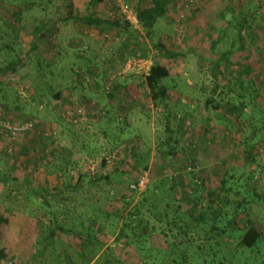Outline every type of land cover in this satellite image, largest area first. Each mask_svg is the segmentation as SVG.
<instances>
[{"label":"rangeland","instance_id":"374dc122","mask_svg":"<svg viewBox=\"0 0 264 264\" xmlns=\"http://www.w3.org/2000/svg\"><path fill=\"white\" fill-rule=\"evenodd\" d=\"M91 1L0 0V24L5 20L18 32L14 40V33L8 30L7 38L17 44L18 58L28 54L35 28L42 27L40 22H56L54 45L62 47L74 32L86 43L84 46H89L85 38L90 40L94 33L106 47L110 61L104 71L94 74L83 60L86 55L93 64L96 55L82 53L80 45L77 58L74 52L66 51L55 59L49 44L44 43L38 60L34 57L36 60L0 81V120L5 118L11 124L30 119L39 122L38 127L24 134L10 135L0 128V175L9 176L7 183H0V215L7 220L0 229V245L13 254L16 264H171L174 257L180 262L179 254L173 257L170 252V244L177 239L167 226L176 220L182 226L196 223L199 229L197 233L187 231L192 247H182L187 249L185 264H218L224 254L230 264H264V240L253 252L241 255L232 251L241 232L249 228L247 218L264 234V132L256 144L255 159L252 163L246 161L241 145L249 140L248 126L230 110V106L239 104L240 94L249 100L258 93L252 109H244V113L248 116L255 111L264 118V0H176L168 14L157 21L150 38L139 26L133 29L122 22L119 27L92 29L95 32L76 23L78 27L73 28V20L65 22L69 26L60 27L62 14L71 11L72 17L80 18L92 6H96L93 14L104 19L117 17L112 0L92 6ZM134 1L127 0L131 8ZM16 6L20 13H16ZM240 24L244 27L239 38ZM72 28L76 31L67 30ZM5 35L1 30V41ZM159 41L179 55L171 60L157 58L170 70L166 84L173 117L169 124L171 143L176 142L174 155L165 160L160 158L157 144L167 136V114L152 106L144 85L145 74L156 60L153 46ZM222 53H228L238 69L223 66L216 80L212 62ZM3 57L7 59V53ZM81 59L84 72L80 77L66 73L69 63ZM246 69L248 75L243 73ZM110 79L117 81L112 96L102 90ZM233 80H243L245 88H223ZM39 82L44 87L38 88ZM48 86L62 93V101L52 99ZM91 103L104 115L93 116L89 110L86 122L78 126L70 125L63 116L64 110L73 105L87 107ZM122 113L128 114V121L119 118ZM52 128L56 135L43 137V130ZM51 151L53 156L49 158ZM139 156L142 165L138 166L134 160ZM103 158H112L111 166H102ZM189 166L191 170L187 171ZM143 173L148 175L146 189L156 187L154 195L143 204V212L150 226L156 224L157 229L146 241L143 238L137 242L142 247L138 251L136 244L117 239V232L121 221L141 200L131 186ZM78 176L82 180L77 190H68L60 202L48 198L46 206L32 194L35 183L42 188L60 183L74 188ZM100 176H109V182L98 179L96 185L91 184ZM224 179L227 185L220 198L224 203L215 202L213 206L222 209L216 221L229 230L224 239L227 247L221 248L214 259L207 253L203 259L196 246L204 243L203 231L213 221L207 217L200 223L193 218L207 212L208 195L217 192ZM191 198L200 205L192 215L186 202ZM147 209L162 216V223ZM232 220L239 223L240 231L232 229ZM102 223L107 230L98 231ZM55 227L69 234L56 229L52 242L43 241L48 230ZM163 228L165 236L159 233ZM84 238L90 243L82 247L81 255L80 242ZM44 244L47 247L40 254ZM94 251L98 255L95 261Z\"/></svg>","mask_w":264,"mask_h":264},{"label":"trees","instance_id":"16d2710c","mask_svg":"<svg viewBox=\"0 0 264 264\" xmlns=\"http://www.w3.org/2000/svg\"><path fill=\"white\" fill-rule=\"evenodd\" d=\"M101 1L102 0H92L90 3H92L91 4L92 6L93 4L96 5L97 3H101ZM23 2H27V0H23ZM175 2L176 0H136L134 1L135 5H133L134 6L133 8L136 14L138 25H139V28H141L142 31L145 32L146 37L150 38V33L152 29L154 28V26L156 25L157 21L165 17L168 14V12L174 7ZM95 7L96 6H92L91 8H89V10H87L85 15L80 18L72 17L70 14L71 11H69L68 13L66 12L67 16L66 14H62L64 16L59 20L63 22L73 20V22L81 26V28H86V29L93 28L96 30H101L102 28H106V27H119L120 26L119 22L121 21L117 17L110 18L111 19L110 21L109 19L102 18L100 15L93 14L94 13L93 10ZM15 8H17L16 13H20L19 6H16ZM187 11L188 10H182L183 13H186ZM40 23H43L41 24L42 27L35 28V34L33 36L35 37V40L37 39V41H39V43L41 44L43 43L42 40L47 39L46 27H50V29H52L53 36L52 34L51 36L53 38L57 34V33L55 34L54 32H56V25L58 24L56 22H51V23L40 22ZM125 25L130 27L127 23H125ZM243 27L244 25H241V24L239 25V30H238L239 38H240L241 29ZM1 30L6 32V35H5L4 41H1L0 39V81H2V78L4 79L5 77H7V74L16 73L18 68L26 66L30 62H33V60H36V59L38 60L37 55L40 56L38 52L39 48H38L37 42L33 40L31 47L27 51L28 54L24 58H18V54L15 51V47L17 46V44H14L15 42L12 40L8 41L9 39H7L9 37L8 30L14 33L15 35L14 40L17 39V36H16L18 33L17 30L10 25H6L5 20H3L2 23L0 24V31ZM81 45L84 46V43L80 44V50L83 47V46L81 47ZM85 46H87V50L85 51V53H88L89 46L88 45H85ZM153 47L155 50L156 60L152 63L147 75L145 76L144 85L148 91V98L152 106L155 109H161L164 113L167 114L166 124H165L166 126L165 133H167V136L163 142H158L157 144V149H158L157 152H159L160 158L165 160L174 155L176 151V148H175L176 142L174 144L171 143L172 132H171L170 124H169L170 117H173V114L169 111L170 109L169 100H168L169 99V87L166 84V81L170 78V70L166 65L161 64L159 60H157V58L162 59V60H171V59H175L176 57H179V55L175 51H173V49H171L170 46H165L160 41L157 42V44H155ZM5 53H7V59L6 57H3V54ZM11 54H13L14 57L8 58ZM227 56H228V53H222L218 55V58H216L212 62V66H213L212 74L216 80H218V76L221 77V73H222L221 68L223 66L229 67L235 71L238 69L237 65L231 63ZM34 57H36V59H34ZM85 57L87 59L86 55ZM143 58L147 59V56ZM82 70L83 69L80 68L74 72L75 73L74 75L72 73V75L75 77L77 76L80 77L81 76L80 72H82ZM66 73L70 74V69ZM243 73L245 75H248L249 71L246 69ZM239 75H240V72H239ZM242 75H240V77H242ZM32 82L35 83V78L32 80ZM116 82L117 81L115 80L112 83L107 81V83H105V85L103 86V89H102L103 92L105 90V87L109 85L110 91L106 95L112 96L111 89L112 88L115 89L114 85ZM244 83L245 82L243 80H239V81L233 80L231 84L230 83L224 84L225 86L223 88H227L228 91H233L232 90L233 87H235L236 89L238 87H240L241 89L242 88L244 89L245 88ZM41 86L44 87L43 82L38 83V88H40ZM47 91L51 93L52 99L55 102L58 103L59 101H62L61 92H54L51 86H48ZM124 94H126V90ZM255 97H258V93H256L254 97H250L249 100H247L244 95L240 94L239 104L230 106V110L233 113L238 114V117L244 119V121L246 122L248 126L247 137H249V140L243 141L241 148L243 149L242 151L246 156V161H249L250 163H252V161L255 159L254 153L256 152V144L261 139L262 132H264V118L261 115L257 114L255 111H253V113L248 116H246L244 113V109H250V110L252 109L251 105H252L253 100H255ZM210 101L211 100L206 102V106L210 104ZM216 107H219V106H214V108ZM63 116H64V112H63ZM119 118L128 121L129 116L128 114L122 113ZM51 130L54 131L53 128ZM44 131L45 130H43V132ZM52 156H53V151H51L50 155H48L47 157L51 158ZM139 159H140V156L136 157V160H134L138 166L142 165ZM107 162H108V159L103 158L101 161V165L111 166ZM143 170H146L145 165L143 166ZM78 177L79 178L77 180V184L74 186L75 189L69 188L65 186V184L63 183H60L58 185H55L49 188H42L41 186L37 187L38 185L35 183L36 180H34L35 188L32 190V194L36 197V199L39 202H41L42 204L46 206L49 205L47 202L48 198H51L54 201L60 202L61 200L65 199L63 195L67 193L68 190L70 191L77 190L76 187L78 188L82 180V178H80L81 176H78ZM98 179H106V181L109 182V176H104V177L100 176L94 179L93 182H91V184L96 185V183L94 182H98ZM8 180H9V176L0 175V183L5 184L8 182ZM226 185H227V180L225 179L222 180V182L220 183V186L217 189V192H213L208 195V202L210 206H208L207 212L205 210L201 212L200 214H198L197 217L193 218V221L200 222V223H203L204 221H206L207 217L212 218V221H213V224L210 226V228L208 230L203 231L204 243L196 246V249L200 252L201 258L203 259H205L202 256L204 253H207V255H211L212 259H214V257L217 256V252H219L221 248L227 247L226 244L224 243V239L229 236V230H227V228L224 229V226H222L220 222L216 221V220H219V218L222 216V209L219 208L218 206H215V207L213 206L215 202H217L218 204L224 203V200H221L220 198L226 189L225 188ZM133 192H136V191H133ZM154 192H156V187H154V189L147 188L145 189V191L138 194L141 196L140 198L141 200L133 207L131 212H128L125 218L121 221V226L117 232V239H121L125 241L126 244L128 243V244H131L132 246L136 244L134 247L138 249V251L142 250V247L138 246L137 242H139L143 238H145L144 241H146L148 237H151L152 235H154V232L157 229L156 224L150 226L147 220L148 218L143 212V204L147 202L148 198L151 195L152 196L154 195ZM182 192H183V198L186 197L185 191L183 190ZM186 202L190 205L189 211L191 215L194 212V209L197 210L198 207L200 206L198 205L196 201L193 200V198L187 199ZM263 205H264V199H263ZM146 211H148L149 214H151L159 224L162 223V219H163L161 218L162 216L158 215L155 211H152L150 209H147ZM235 212H237V209H235ZM232 221L234 222L232 229L234 231H240V228L238 227L239 223L238 222L236 223V220H232ZM6 222L7 220L2 215H0V229L3 225H5ZM177 222L179 221L171 220L170 222L167 223L168 232H170L171 235H173L174 238L177 239V241L175 240L174 242H172V244H170V252L173 253V257H174V253H178L180 256V262L174 257V258H171L170 263L171 264H185L186 263L185 251L187 249L184 248V250H182L183 249L182 247L184 246L192 247V240L187 238L189 236L187 231L188 229H190L193 232L197 233L199 229H198V226H196L197 225L196 223H184V225L182 226L178 224ZM246 222L248 223L249 228L245 232H241V236L239 240H237L235 250H232L233 253L238 252L239 254L243 255L246 252H253L255 248L259 244H261V242H263L264 240V234L255 229L254 223L250 221L248 218L246 219ZM56 229H58L60 232L68 233L62 227H59V228L55 227L52 230L50 229L48 230L49 235L47 237L42 238L43 241L49 240V242H52L56 235V232H55ZM105 229L107 230V225H105L104 223L98 224V227H97L98 231H102ZM159 233L162 234L163 236L166 235V231L164 230V228L161 229ZM87 242H88V239H85V241L81 240L80 242V244L82 245L81 250L79 251L81 255L83 254L82 252H84L83 248L86 246ZM205 246H208L207 249H205ZM46 247H47L46 244H44L41 247V249L39 250L40 254L43 252V250ZM96 252H99V249L96 250ZM96 252L94 251L92 252V254L95 255ZM97 257L98 255L96 254L93 260L95 261ZM227 258L228 256L224 254L219 259L218 264H230L231 262L230 260L228 261ZM0 264H16L14 261L13 254L9 252L8 250H6L1 245H0ZM84 264H89V261Z\"/></svg>","mask_w":264,"mask_h":264},{"label":"built area","instance_id":"2783aa9c","mask_svg":"<svg viewBox=\"0 0 264 264\" xmlns=\"http://www.w3.org/2000/svg\"><path fill=\"white\" fill-rule=\"evenodd\" d=\"M112 1L114 8L117 10V14H116L117 18L121 22L127 23L131 28L137 29L139 25L137 22L136 14L134 12V9L131 8V6H129V4L127 3V0H112ZM185 9H187V5L185 6ZM81 50L82 53L85 52L87 50V46H83ZM148 71L149 69L147 70L145 76L147 75ZM110 81L112 83L113 80L110 79ZM109 91L110 88L109 85H107L105 87L104 93L108 94ZM89 110L91 115L93 116L104 115V111L101 108H98L94 103H91L87 107H79L77 105H73L65 109L64 117L72 126H78L83 122H86L88 117L87 112H89ZM38 124L39 122L34 119H30L24 122H17L15 124H11L9 121L7 122L5 118L0 120V128L10 135H17L18 133H23V134L28 133L30 131H33L38 126ZM55 135L56 132H54L53 130H45L43 132V137H49V136L54 137ZM111 160L112 158H109L107 163L110 164ZM190 170L191 167L189 166L187 168V171ZM147 184H148V175L147 173H144L131 186V190L136 191L138 194H140L143 191H145Z\"/></svg>","mask_w":264,"mask_h":264},{"label":"crops","instance_id":"0c3cea01","mask_svg":"<svg viewBox=\"0 0 264 264\" xmlns=\"http://www.w3.org/2000/svg\"><path fill=\"white\" fill-rule=\"evenodd\" d=\"M45 23H47V22H45ZM68 23V22H67ZM67 23H61V25H60V27L62 28L63 26H69V24H67ZM75 27H73V28H76V27H78L75 23L73 24ZM58 26V25H57ZM66 26V27H67ZM69 28V27H68ZM67 29V30H70V31H72L73 32V30H75V29ZM107 28V27H106ZM106 28H102L101 30H104V29H106ZM57 29V28H56ZM66 29V28H65ZM93 29V28H92ZM91 28H89L88 30H90V31H93V32H95L94 30H96V29H94V30H92ZM48 30V31H47ZM50 30V31H49ZM64 30V29H63ZM76 31V30H75ZM51 34H52V29H50V27H46V35H47V39H45V40H42V42L43 43H39V41H37V39L35 40L36 42H37V45H38V48L39 49H41L42 51H44V43H45V46H47L46 44H49L48 45V48L50 49V50H52V55H53V57L56 59L57 58V54L58 53H65L66 51H70V52H72V54H73V52L75 53V57L77 58V56H79L78 55V47H79V45L81 44V43H84V44H86L82 39H80L79 37H75V33L73 32L72 33V37L69 39V40H66L65 41V45H62V47L61 46H58L57 44H53V39L55 38V36L52 38V36H53V34H52V36H51ZM92 34H94V33H92ZM92 34H90V40L88 39V38H85V40H87V41H89V53H90V55L91 54H93V55H96V60L95 61H93V64H91L90 63V61L88 60L89 58H87L85 61L83 60V59H81V61H79V60H77V62L75 63V62H73V63H69V69H70V74H74V72L75 71H77L78 69H80V68H82L83 70L82 71H84V64L87 66L88 64H90V65H88L89 66V70L90 71H92L94 74H99L100 72H101V70L102 71H104V69H103V67L105 68L106 66H108L107 64L110 62L109 61V58H108V56H107V50H106V47L105 46H103L100 42H98L99 40H101L99 37H98V35L97 36H95V35H92ZM38 36H39V34H38ZM38 36H37V38H38ZM65 39H66V37H65ZM50 42L52 43V44H50ZM88 45V44H87ZM91 46V47H90ZM93 50V51H92ZM39 52V51H38ZM46 52H47V50H46ZM49 54H51V53H49ZM44 56H46V55H44ZM82 60H83V62H84V64L82 65ZM98 60H99V62H98ZM100 60H102V61H104V63H101V61ZM81 63V64H80ZM61 64V63H60ZM71 64V65H70ZM103 64V65H102ZM100 66H102V68L100 69L99 67ZM56 67H57V65H56ZM69 69H66L65 71H68ZM75 78V77H74ZM120 90H122L123 92H125V89L123 88H119Z\"/></svg>","mask_w":264,"mask_h":264}]
</instances>
